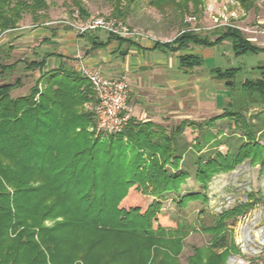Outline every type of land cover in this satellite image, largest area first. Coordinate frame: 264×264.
<instances>
[{"label":"trees","instance_id":"obj_1","mask_svg":"<svg viewBox=\"0 0 264 264\" xmlns=\"http://www.w3.org/2000/svg\"><path fill=\"white\" fill-rule=\"evenodd\" d=\"M110 1V15L125 21L136 0ZM75 4L85 15L80 1ZM149 4L160 12L171 8L185 20L186 14L198 11L201 0H149ZM46 8V0H0V33L16 29L25 13L38 21ZM223 41L236 55L264 51L235 25L215 32L213 40L184 28L158 45L179 50ZM202 61L195 53L179 56L184 68ZM39 66L33 60L27 65L29 70ZM251 69L252 76L242 80L237 78L240 67L212 70L229 90L237 86L239 95L264 99V65ZM43 78L41 88L39 78L19 96H12L11 89L20 79L0 84V264H179L185 233L182 224L166 223L161 199L173 192L179 195L190 176L180 168L178 151L186 146L178 144L177 137L185 124L196 123L185 118L166 130L131 117L122 131L95 136L89 129L95 125L94 111L85 109L96 103L88 79L60 67L49 69ZM234 114L224 110L216 117ZM248 133L233 153L217 152L199 160L196 179L203 190L179 196L178 203L197 199L207 203L205 189L212 176L245 159L263 168L264 145ZM252 196L213 214L211 224L201 225L211 235L210 243L195 247L187 264H226L231 252H240L227 226L249 211L251 199H257ZM45 220L53 223L44 225Z\"/></svg>","mask_w":264,"mask_h":264},{"label":"rangeland","instance_id":"obj_2","mask_svg":"<svg viewBox=\"0 0 264 264\" xmlns=\"http://www.w3.org/2000/svg\"><path fill=\"white\" fill-rule=\"evenodd\" d=\"M78 1L84 8L85 15L80 13L75 0H46L47 8L41 12L44 16L38 21H35L30 13H25L16 29L0 33V84L20 79L19 84L11 89L12 96L28 93L37 81V77L27 65L33 58L31 49L37 43L32 31L39 26H64V29L79 33L75 25L95 17H103L115 19L130 31L163 41L173 39L184 28L213 40L215 32L235 25L251 42L264 48V0H248L243 4L237 0H201L198 11L186 14L185 20H181L178 13L171 8L160 12L149 4V0H136L131 4L125 21L110 15V0ZM215 48L216 52L219 50L217 57L221 59L223 68L241 67L237 76L239 80L252 76V67L264 65V51L236 55L227 42L218 44ZM38 86L41 88L43 85L39 82ZM234 89L231 90L232 104L224 110H233L236 114L216 117L222 113L218 111L201 119H192L196 124H185L177 137L178 144L184 143L186 146L185 150L178 151L182 153L180 168L190 176L181 185L179 195L174 192L168 194L161 199V204L162 212L167 215L166 223L172 226L177 222L183 226L185 234L182 249L178 254L179 264H187V258L193 254L195 247L210 243L211 235L200 229L202 224H211L213 214L247 201L249 195L257 198L251 199L253 205L249 211L228 223L227 227L240 252H231L226 258V264H233L228 260L229 256H234L240 264H264V246L259 248L256 244L254 239H257V235L252 232L250 237L247 236L250 241L248 245H245L242 237L244 226L249 225L252 228L249 220L254 219L258 213L264 214V167L260 164L251 165L250 159H245L232 170L213 175L205 189L207 203L200 199L189 200L184 205L178 203L179 196L203 190L196 179L199 160L203 162L207 158L215 157L217 152L233 153L249 138L246 136L247 131L251 133L252 140L264 145V99L248 96L247 93L239 95L242 91L235 92ZM85 109L93 108L91 104H86ZM213 117L216 118L211 120ZM179 122L180 120H165L157 124L169 130ZM89 129L91 130V127ZM94 135L102 136L96 131ZM195 142H198L199 146L195 147ZM52 223L53 220L44 221V225ZM259 224L254 226L255 230L263 226L264 220H260ZM262 230L260 233L264 232V227ZM251 247L258 252L253 253Z\"/></svg>","mask_w":264,"mask_h":264},{"label":"crops","instance_id":"obj_3","mask_svg":"<svg viewBox=\"0 0 264 264\" xmlns=\"http://www.w3.org/2000/svg\"><path fill=\"white\" fill-rule=\"evenodd\" d=\"M32 32L37 42L31 49L32 60L40 62V66L30 71L41 83L43 75L57 67L80 74L82 68L98 70L122 79L128 86L130 115L138 121L196 120L222 112L232 104V91L212 70L223 69L215 48L218 45L190 44L187 49L175 50L158 45L172 38L161 41L142 33L119 38L104 30L79 34L64 26L50 25L36 27ZM185 53L199 54L202 63L181 67L179 56Z\"/></svg>","mask_w":264,"mask_h":264},{"label":"built area","instance_id":"obj_4","mask_svg":"<svg viewBox=\"0 0 264 264\" xmlns=\"http://www.w3.org/2000/svg\"><path fill=\"white\" fill-rule=\"evenodd\" d=\"M74 27L79 33L104 30L123 37L139 34V32L130 31L115 19L103 17H95ZM82 74L88 79L96 97V103L92 105L95 125L91 129L99 134H112L122 131L131 118V110L127 104L128 86L125 81L107 76L98 70L82 68ZM233 260L237 262L235 257Z\"/></svg>","mask_w":264,"mask_h":264},{"label":"bare ground","instance_id":"obj_5","mask_svg":"<svg viewBox=\"0 0 264 264\" xmlns=\"http://www.w3.org/2000/svg\"><path fill=\"white\" fill-rule=\"evenodd\" d=\"M260 220H261V222L264 220V214L262 215L261 213H258L257 216L254 219H250L249 220V224L252 226V228H250L249 225L248 226L246 225V226L243 227V237H244L243 239L245 241V245L249 244L250 241H249L248 237H250V234H252V232H253L254 235H257V239H254V240L256 241V244L259 246V248L264 246V232L260 233L261 230H262V227H264V224L259 229H257V230L254 229L255 228L254 226L259 224ZM250 249L252 251L253 250L256 251V249H254L252 247ZM231 261H232L233 264H239V263L235 262L233 259H231Z\"/></svg>","mask_w":264,"mask_h":264},{"label":"water","instance_id":"obj_6","mask_svg":"<svg viewBox=\"0 0 264 264\" xmlns=\"http://www.w3.org/2000/svg\"><path fill=\"white\" fill-rule=\"evenodd\" d=\"M242 237H243V235H242ZM251 251H252V250H251ZM252 252H253V253H256V252H258V251H254V250H253ZM231 259H234V256H229V257H228V260H231ZM228 260H227V261H228Z\"/></svg>","mask_w":264,"mask_h":264}]
</instances>
